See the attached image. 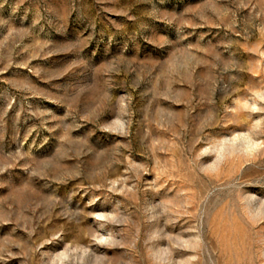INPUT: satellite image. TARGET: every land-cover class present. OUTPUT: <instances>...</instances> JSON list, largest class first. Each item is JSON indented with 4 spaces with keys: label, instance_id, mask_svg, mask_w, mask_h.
<instances>
[{
    "label": "rangeland",
    "instance_id": "obj_1",
    "mask_svg": "<svg viewBox=\"0 0 264 264\" xmlns=\"http://www.w3.org/2000/svg\"><path fill=\"white\" fill-rule=\"evenodd\" d=\"M0 264H264V0H0Z\"/></svg>",
    "mask_w": 264,
    "mask_h": 264
}]
</instances>
